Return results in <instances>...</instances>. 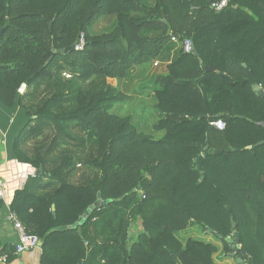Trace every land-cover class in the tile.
I'll use <instances>...</instances> for the list:
<instances>
[{"label":"trees","instance_id":"obj_1","mask_svg":"<svg viewBox=\"0 0 264 264\" xmlns=\"http://www.w3.org/2000/svg\"><path fill=\"white\" fill-rule=\"evenodd\" d=\"M216 1L0 0V107L21 115L10 150L42 169L10 207L39 238L40 264H214L213 244L176 237L191 226L228 255L237 233L242 259L264 264V0ZM102 17L111 28L90 33ZM171 37L196 54L180 48L154 81L155 138L110 111L126 96L107 79ZM98 194L108 202L77 224Z\"/></svg>","mask_w":264,"mask_h":264},{"label":"crops","instance_id":"obj_2","mask_svg":"<svg viewBox=\"0 0 264 264\" xmlns=\"http://www.w3.org/2000/svg\"><path fill=\"white\" fill-rule=\"evenodd\" d=\"M180 48L179 42L172 41L163 48L156 58L132 66L121 78L107 79L108 83L126 96V99L121 101V104H123V106L128 105L132 111H137L140 108L143 111L151 109L153 110V114L156 115V120L157 112L154 107L155 99L153 93L156 86L154 81L156 78L166 74L167 65L175 59ZM21 92H24V89H22ZM17 110L18 108L15 112L8 113L0 107V180L5 184L4 197L0 200V248L11 250V259H9L6 264H40L41 244L39 247L18 254L14 252V246L19 241V233L10 219V213L12 212L10 204L14 198V193L24 188L28 176L34 175L36 170L32 165L20 162L10 150L17 125L21 120V115ZM124 110L126 111V109ZM122 116H129L131 118V116L127 114H123ZM155 120L151 123V127ZM25 143L29 144L28 141ZM78 165L79 164H77V166ZM40 173H42V170L39 171V174ZM46 180L47 179L43 177L38 181L44 182ZM136 224L138 223L134 222L129 228V233H131L132 236L140 228L138 226L137 230H135ZM96 229V226H91V233H95V231H97ZM203 233V236H188L187 238L190 237L213 244L216 248V251L212 254L214 264H232L231 261L233 257L224 252L220 240L208 232L203 231ZM96 263L104 264L106 261L104 259L99 261L97 258H90L85 264Z\"/></svg>","mask_w":264,"mask_h":264},{"label":"rangeland","instance_id":"obj_3","mask_svg":"<svg viewBox=\"0 0 264 264\" xmlns=\"http://www.w3.org/2000/svg\"><path fill=\"white\" fill-rule=\"evenodd\" d=\"M112 24H113L112 19L107 18V17H102L101 20H99L97 23H95L92 26V28H91L92 30L90 31V33H94L92 31H96V33L108 31L111 28ZM63 73H64L63 76L66 79H71V76H69L70 75L69 72L65 71ZM66 75H68L69 77ZM124 109H126V111ZM110 111L113 113H116V114L130 115L133 124L135 125V127L139 131L150 134L154 137H159L162 135V132H155L151 127V123L153 122V120H155V117H156V115L153 114V110H151V109H147L146 111H143L140 108L137 111H132L128 105L123 106V104H121V102H115L114 104H112ZM135 222L138 223L135 225V230H137L138 226L140 227V220H136ZM138 230H141V227ZM175 235L179 240L184 241L188 236H190V237H195L197 235L203 236L204 233H203V230L199 226H194V227H188L187 229L180 231V232L176 233ZM231 262H232V264H237L236 261L233 259Z\"/></svg>","mask_w":264,"mask_h":264},{"label":"built area","instance_id":"obj_4","mask_svg":"<svg viewBox=\"0 0 264 264\" xmlns=\"http://www.w3.org/2000/svg\"><path fill=\"white\" fill-rule=\"evenodd\" d=\"M210 6L212 9L216 11H220L227 6V0H220V1L213 2L211 3ZM171 41H177V38L171 37ZM82 46H83V38L81 37L78 44L75 46V48L80 49L82 48ZM180 46L184 52H191L193 44H192L191 39L185 38L180 42ZM210 124L219 130L225 127V122L221 118L212 120ZM4 185H5L4 182L0 180V200H2L4 197ZM10 219L12 220L15 228L17 229L19 233V241L14 246L15 253L18 254L23 251L30 250V249L40 246L41 242L39 238L36 235L29 234L25 231L23 225L18 220L14 211L10 213ZM7 262H8V252L3 251L0 248V264H6Z\"/></svg>","mask_w":264,"mask_h":264},{"label":"water","instance_id":"obj_5","mask_svg":"<svg viewBox=\"0 0 264 264\" xmlns=\"http://www.w3.org/2000/svg\"><path fill=\"white\" fill-rule=\"evenodd\" d=\"M0 33H1V30H0ZM56 52L60 53L61 50H57ZM192 52H193L194 54H196L194 46H192ZM204 69H205V71H214V70H215L214 68H212V67H208V66H205ZM256 91H257V93H258L259 96L264 97V91H263L261 88L257 87V88H256ZM261 143H262V142H258L256 145H259V144H261ZM248 147H250V146H248ZM229 150H232V148H230ZM229 150H227V151H229ZM221 152H222V151H220V150H219V151H215V153H221ZM201 160H202V155H199V156L197 157V159H196V164H197V167H198V168L200 167V162H201ZM41 170H42L41 167H39L38 169H36V170H35V173H34V176H37V175L39 174V171H41ZM122 198H123V196L120 197V199H122ZM106 202H108V200H101V195L98 194V195H97V201H95V202L93 203L92 206H90L89 208H87V209L84 211V213H83L81 216H79V218H78V220H77V224H81L82 221L84 220V218H85V217H86V216L92 211L93 208L99 207V206L103 205V204L106 203ZM52 208H54V206H52ZM207 232H210V229H208ZM237 236H238V234L234 232V237L228 236V237L225 238V240H226L228 243H230V244H234V246H235V251H234V253H233L231 256H232L233 259L236 261V263H237V264H247V263L242 259V257H241L240 254H239L240 245H239V243L236 242V240H235V238H236Z\"/></svg>","mask_w":264,"mask_h":264}]
</instances>
